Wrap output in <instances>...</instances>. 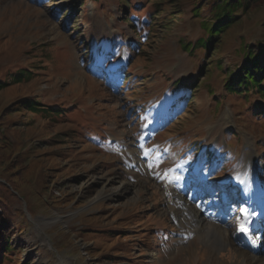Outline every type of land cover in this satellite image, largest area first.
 <instances>
[{
    "label": "rangeland",
    "instance_id": "1",
    "mask_svg": "<svg viewBox=\"0 0 264 264\" xmlns=\"http://www.w3.org/2000/svg\"><path fill=\"white\" fill-rule=\"evenodd\" d=\"M192 4L131 0L125 23L115 0H0L3 166L37 208L18 196L0 264H264L238 235L257 217L264 239L263 103L221 83L264 40V5L204 57L180 48L200 34ZM37 98L63 115L12 112Z\"/></svg>",
    "mask_w": 264,
    "mask_h": 264
},
{
    "label": "trees",
    "instance_id": "2",
    "mask_svg": "<svg viewBox=\"0 0 264 264\" xmlns=\"http://www.w3.org/2000/svg\"><path fill=\"white\" fill-rule=\"evenodd\" d=\"M115 1L121 7L123 22L128 23L127 8H129L131 0ZM147 1L152 2L153 0ZM81 4H84V2ZM192 5L193 9L191 8L190 11L191 21L200 34L190 46L181 44L180 48L186 52L196 51L206 57L209 52H215L222 38L239 22L242 16L260 8L261 5L263 6L264 0H193ZM160 12L161 10L154 15L153 19H156ZM67 13L66 11V16ZM97 53L99 56L102 54V50ZM233 56L240 58L241 64L235 69L229 70L227 72L228 75L225 74V78L222 77L223 71L218 63H216L217 68H213L222 77L223 90L248 100L255 95L263 105L261 107L254 106L253 108L258 111V114L264 115V40L261 44L256 42L249 44V46L241 42L240 47ZM23 79L25 82L32 80L28 74L23 76ZM197 88H199V85ZM37 99L38 101L33 100L28 104L25 102L21 106L18 104V107L14 108L12 112L24 110L34 115L47 117L50 120L63 115V111L60 108L43 106L40 99ZM15 155L14 146L11 145L8 137L3 133L0 125V178L4 179L8 184L0 182V252L3 254H9L14 251L11 244V238L14 235L12 223L15 217L20 215L15 209L18 198L21 197L26 202L27 210L30 214L37 210V208H34V202L30 199L29 193L24 194L16 183L17 180L14 176L17 171L13 172L11 170L14 165L12 159ZM16 158L15 169L23 161L21 156ZM6 163L11 165V168L10 166H3ZM25 168H22L21 173Z\"/></svg>",
    "mask_w": 264,
    "mask_h": 264
},
{
    "label": "bare ground",
    "instance_id": "3",
    "mask_svg": "<svg viewBox=\"0 0 264 264\" xmlns=\"http://www.w3.org/2000/svg\"><path fill=\"white\" fill-rule=\"evenodd\" d=\"M129 186H130V184H128V183H124V182L120 183V187L123 188L124 190H127ZM40 221H41L40 219H38L37 222L34 221V223L37 227H38L37 223ZM205 223L208 224L207 222H205ZM210 225L211 226H209V224H208V226H206L204 228V230H203L204 233L211 234L213 232L214 233L217 232L220 235L222 242H225V240L228 239V232L227 231L221 230L217 227L214 228V226H212V224H210ZM262 225H263L262 220L258 219L256 217L255 219H253L252 221H250L247 224V226H246L248 228L247 234H245L244 232H242L240 230L238 231V235L243 240L244 246H246V248L250 249V251L253 254H256L257 256L258 255L262 256V254L264 252V239L262 238V229H261ZM259 250H261V251L258 254ZM241 252H243V251H241ZM62 262H64L63 259L59 257V264H65ZM41 264H43V263H41Z\"/></svg>",
    "mask_w": 264,
    "mask_h": 264
},
{
    "label": "snow or ice",
    "instance_id": "4",
    "mask_svg": "<svg viewBox=\"0 0 264 264\" xmlns=\"http://www.w3.org/2000/svg\"><path fill=\"white\" fill-rule=\"evenodd\" d=\"M141 149H143V155L147 158L149 155H152V150L151 149H147L145 148L144 145H140ZM161 159V157L156 156L155 160L159 161ZM148 167L150 169H155L156 165L153 163H149ZM158 179H165L167 180L169 183H173V182H177L179 181L180 177L179 176H172L169 177L168 173H164L162 176L158 175L157 176ZM242 212H246V210H241ZM240 231L244 232L245 234H247L248 232V228L246 226H244V224H241L240 226Z\"/></svg>",
    "mask_w": 264,
    "mask_h": 264
}]
</instances>
